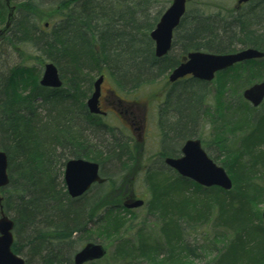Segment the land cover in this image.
<instances>
[{"label":"trees","instance_id":"16d2710c","mask_svg":"<svg viewBox=\"0 0 264 264\" xmlns=\"http://www.w3.org/2000/svg\"><path fill=\"white\" fill-rule=\"evenodd\" d=\"M159 2H12L15 18L4 28L1 54L3 47L17 50L19 43H30L56 65L61 77V62L72 75L64 90L39 86L38 76L27 66L10 67L8 82L0 72V150L7 155L9 177L1 190V205L13 221L14 253L20 255L24 244L39 264H73L72 235L80 233L92 241L87 234L99 228L104 238L115 243L114 257L122 264L136 259L149 264H264V223L258 208L264 204V100L253 107L242 96L249 83L264 79V57L217 73V107L203 111L210 92L203 84H192L188 98L180 101L179 121L172 127L182 139L201 138L195 129L203 112L211 123V110L223 118L229 112L219 146L220 165L232 187H204L172 169L173 174L147 167L144 178L149 195L143 207L154 218L149 230L144 221L135 229L133 210L121 204L129 186L126 174L134 173L129 171L134 149L127 141L111 138L90 116L86 118L91 74L105 73L118 88L133 90L156 75L165 76L179 63L178 56L154 54L149 32L163 7L150 18L148 11ZM8 15L5 0H0V29ZM42 20L49 23L44 31ZM177 41L180 54L230 53L247 47L264 52V0L250 6L246 15H206L196 9L189 17L186 12L172 44ZM231 91L241 98L239 104H226L224 95ZM172 154L167 147L160 152L161 157ZM70 158L97 162L105 181L79 197H70L63 180Z\"/></svg>","mask_w":264,"mask_h":264},{"label":"water","instance_id":"95a60500","mask_svg":"<svg viewBox=\"0 0 264 264\" xmlns=\"http://www.w3.org/2000/svg\"><path fill=\"white\" fill-rule=\"evenodd\" d=\"M248 0H238V3ZM187 0H171L169 6L160 16L155 27L149 32L154 42V54L157 58L166 55L172 45L174 29L179 25L186 11ZM264 57V52L256 48L247 47L230 53H211L204 51H190L169 74V81H175L187 74L200 80L210 81L218 71L225 70L234 63ZM102 76L94 81V91L87 99L86 105L90 112H98L97 99L100 92ZM39 84L48 88H59L62 80L53 62L44 65ZM243 98L258 106L264 99V79L255 82L243 90ZM181 156L166 157L165 163L174 169L181 177L204 186H218L228 190L232 187V180L225 168L214 162L202 148L199 139H187L182 148ZM7 155L0 150V264H25L24 259L11 249L13 244V221L2 210L1 190L9 183ZM63 179L66 191L70 197L76 198L85 193L94 183H102L105 178L99 174V164L85 158H70L65 162ZM142 199L136 198L126 201L124 206L136 208L143 205ZM264 223V210L261 212ZM106 254L102 243L89 241L74 255L75 264H84L101 259Z\"/></svg>","mask_w":264,"mask_h":264},{"label":"rangeland","instance_id":"374dc122","mask_svg":"<svg viewBox=\"0 0 264 264\" xmlns=\"http://www.w3.org/2000/svg\"><path fill=\"white\" fill-rule=\"evenodd\" d=\"M15 2L23 1V0H13ZM259 0H255L252 4L255 5ZM171 3V0H161L159 3L153 4L149 11H148V17L150 18L157 10L163 7L162 13L165 11V9L169 6ZM252 4L245 6V8L238 11L241 15H246L248 9L250 6H253ZM236 5V0H187L186 3V12H188V15L190 17L191 13L194 12L196 9H199L203 11L206 15H215L217 12L220 14H227L229 15L230 12H233ZM162 15V14H161ZM252 21H254V18H251ZM44 20L40 22V25L42 26L44 24ZM158 22V21H157ZM258 24H255L256 26ZM259 27V26H257ZM236 45L237 42H234ZM19 45V46H18ZM17 50L12 49H6L2 50L4 54H1L0 52V72L3 74V77L8 82V74L10 71V67L13 65H23L27 66L32 70V73L35 76L40 75V73L43 70V66L46 62H51L48 59H46L45 55L39 51L38 48L34 47L30 43H19ZM240 44L237 45L239 47ZM1 50V49H0ZM181 51V45L179 44V41H177L171 48L169 55L170 56H177ZM64 62L60 63V67L62 69V75L63 77V84L64 90H68V87L66 86V81L69 77H71V73L69 70L65 69V66L63 65ZM156 70V69H155ZM92 77H96V74H91ZM214 79L207 87L210 88V92L208 94L206 106L207 107H214L215 105V98L214 93L215 89L217 88V83L215 85ZM260 81V80H259ZM254 83V82H253ZM252 84L249 83V85ZM182 85V82L179 84V86ZM105 86H110L114 89H116L119 92H122L124 94L127 93L129 98H136L139 102L147 103L149 106L153 107V104H150L151 102L157 100V98H160V93L167 87L168 84L165 80V76H159L156 75L153 80L148 81L146 83H143L141 86L136 87V90L131 91L132 89L127 90H121L118 88L114 80L107 76V80L105 82ZM178 86V85H177ZM247 86V85H246ZM185 98V95L182 94L180 96L179 103ZM240 97H238L237 92L231 91L226 92L224 95V100L226 104H232L236 105L240 103ZM182 105V104H181ZM228 106V105H227ZM264 108V105L261 107ZM214 111V112H213ZM211 110L210 113H212V120L213 123L207 121L206 114L201 115V121L198 126H196V131L201 138L205 140V143L208 145L205 147L206 152L208 155L218 164H220V158L223 157V152L219 146L221 138L225 135V121L228 120L229 112L225 113L224 118L222 115L215 116L216 112L215 110ZM260 111V109H258ZM44 114V113H43ZM174 119V118H173ZM225 120V121H224ZM111 123L115 124L114 121H111ZM228 123V122H227ZM117 124V123H116ZM161 125L156 122L155 118L152 116H149V120L146 124V130H147V137L145 141L142 144L137 143L136 141L132 140V149H134L135 153V160L131 163L129 171L134 172L132 175L126 174V179L128 180L127 185L128 188H126L127 194L124 197H129V194L133 192L135 195H137L139 198H142L144 200L148 199V190L146 188L145 178H144V170L147 167L154 166V164H158V158L157 153L158 151L163 148V146H168L175 148L176 150H179L180 146L182 145L183 140L177 139L171 137L167 144L164 143L163 138L161 136V129L163 130L166 127H160ZM229 136V135H228ZM231 138V135L229 136ZM94 142V141H93ZM179 154V153H178ZM164 173L166 170H169L168 168L163 169ZM172 174L173 171L169 170ZM261 212L264 210V204H260L258 207ZM134 217L132 218V225L135 229H137L140 224L144 221L145 223L143 225H146V230H149V227L152 225V222L154 221V218L150 215H147L146 208H136L133 211ZM99 228H91V233H88L87 236H91L92 241L102 243L106 246L107 253L104 257L99 259L97 261V264H122L119 260L115 259L114 257V242H110L108 238H104L102 236L101 232L98 231ZM149 232V231H147ZM88 239L87 237L82 238L80 233H76L72 235V240L74 241V246H76L75 250L80 248L81 243H85ZM75 252V251H74ZM74 254V253H73ZM72 254V255H73ZM20 256L24 259V261H27L28 264H39L37 258H35L31 253H29L27 247L23 244L22 249L20 251ZM132 264H149L145 260L136 259Z\"/></svg>","mask_w":264,"mask_h":264},{"label":"flooded vegetation","instance_id":"af4514ba","mask_svg":"<svg viewBox=\"0 0 264 264\" xmlns=\"http://www.w3.org/2000/svg\"><path fill=\"white\" fill-rule=\"evenodd\" d=\"M254 1L255 0H248L246 2L238 3V0H236V5H235V8L233 10V13L237 14L238 11L245 8V6L252 4ZM5 2L9 8V15H8V19H7L5 26L0 29V43H1V41H3L2 40L3 34L5 33L4 28H9V24L11 22V19L15 18V13L13 12V7H12L13 0H5ZM48 28H49V23L47 21H45L44 24L41 26V29H42V31H44ZM175 29H174V31H175ZM173 35H174V32H173ZM172 43H173V39H172ZM172 46H173V44L171 45V48H172ZM4 50H5V47H3V52H4ZM238 50H240V49H238ZM169 52L167 53V55L169 54ZM189 52L190 51H188L185 54H180L181 53V51H180V53H179L180 55L179 54L177 55L179 57V63L182 62L184 57H186ZM258 59H260V58H258ZM249 60H252V59H249ZM246 61H248V60H244V61L234 63L229 68H227L225 70H221V71H227L228 69H230L232 67L233 68L237 67L238 63H243ZM177 65H175L172 69H170L166 73L165 80H166L168 86L164 87L165 89L163 91H161L160 98H157V100L150 103V104H153V107L149 106L147 103L139 102L136 98L135 99L129 98V96H127L128 94L127 93L125 94V92L123 94L122 92H119L110 86L109 87L105 86V82L107 80V75L105 73H101V74L96 75V77L92 81L91 90L89 92H87V95L85 98V106L87 109L86 118H87V116H90V120L97 121L98 125L102 129H104V131L107 134H109L111 136V138L115 137V138H118L119 140L122 139V141H127L128 146H130L131 149H132V146L130 145V143L132 144V140L136 141L139 144H142L145 141V139L147 137L146 124L149 120V116H152L153 118H155L158 125L159 124L161 125L160 126L161 128L166 127L164 130H163V128L161 129V136H162L165 144H167L169 139L173 136H174V138L183 140L182 145L180 146L179 150H176L175 148L170 147L169 144H167L168 146H163V148L167 147V148L172 149V151H174L175 154L161 157L160 152L163 151V148H161L158 151V153H157L158 164H157V166H156V164H154V166H156V168H159V169H161V168H168L169 169L170 168L168 165H166L165 158L166 157H179V156H181V154H182L181 148L187 139H190V138L199 139L201 142L202 148L205 150V147H207L204 145L203 141H205V140H202V138L187 137L185 139H182V137H180V136H175V134L173 132V130H175V128L172 126H174L176 123H178L179 116H180L179 114H180V111L182 110L181 109L182 105L178 102L179 100L177 101V99H175V98L179 95H182V94H184L186 96V98H188L190 91L194 88V87L192 88V86H191L192 84H194V85L195 84H198V85L203 84V85L208 86L216 78L217 73L221 72V71L216 72L214 74L213 79L210 81L200 80L198 78L193 77L191 74H187V75L183 76L182 78H178L177 80L171 82V81H169L168 76H169L170 72ZM43 69H44V66H43ZM42 73H43V70L40 73L38 80H37V84L39 86H41L39 84V81H40ZM58 74H59L60 79L62 80L60 73H59V70H58ZM100 76H102V81L100 84V92H99L98 99H97L98 112L92 113L89 111V109L86 105V101L92 95V93L94 91V81ZM181 82H182V85L179 86V84ZM62 83H63V80H62ZM195 86H197V85H195ZM41 87H44V86H41ZM121 90H124V89H121ZM125 90H127V89L125 88ZM134 90H136V88L131 90V91H134ZM215 105H217L216 100H215ZM215 105H214V107H217ZM207 106H209V105H207ZM207 106H206V104H203V111H206ZM202 114H205V112H203ZM76 120H78L77 117H76ZM201 120L202 119L200 117L198 119V122L200 123ZM111 121H114L115 124L111 123ZM76 122H78V121H76ZM87 122L88 121L86 120V123ZM94 184H101V183H94ZM94 184H92V185H94ZM136 198H139V197L137 195H135L133 192H131L129 194V197H126V199H123L121 201V204H122V206H124V203L126 201L133 200ZM141 207H143V205L136 207V208H141ZM125 208H127V207H125ZM136 208H127V209L134 210ZM87 242H89V241H86L85 243H87ZM83 245L79 249H77L74 252V254L72 255L71 262L73 264H75L74 263L75 253L77 251H79L83 247ZM88 263H90V262H86L84 264H88Z\"/></svg>","mask_w":264,"mask_h":264}]
</instances>
